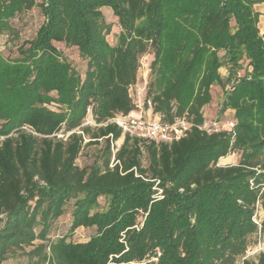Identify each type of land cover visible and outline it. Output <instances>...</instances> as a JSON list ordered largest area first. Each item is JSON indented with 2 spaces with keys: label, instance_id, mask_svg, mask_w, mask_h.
<instances>
[{
  "label": "trees",
  "instance_id": "trees-1",
  "mask_svg": "<svg viewBox=\"0 0 264 264\" xmlns=\"http://www.w3.org/2000/svg\"><path fill=\"white\" fill-rule=\"evenodd\" d=\"M258 3L0 0V35L18 40L13 20L23 12L44 17L16 57L0 52V264H235L245 254L264 199ZM105 7L121 28L114 46ZM59 45L78 50L83 73ZM150 51L146 100L161 122L202 125L218 85L234 129L193 127L156 143L110 123L136 109L131 89ZM89 110L95 126L84 124ZM101 142L97 160L79 167L84 147ZM232 153L237 165H219ZM68 207V234L52 238ZM81 228L93 231L88 240H71Z\"/></svg>",
  "mask_w": 264,
  "mask_h": 264
},
{
  "label": "rangeland",
  "instance_id": "rangeland-1",
  "mask_svg": "<svg viewBox=\"0 0 264 264\" xmlns=\"http://www.w3.org/2000/svg\"><path fill=\"white\" fill-rule=\"evenodd\" d=\"M259 4V3H258ZM255 5V10L260 13V22L259 27L262 28L264 21L261 18V15H264L260 10L264 9L263 6ZM103 10L105 21L112 25L110 34L107 36L108 42L114 46L117 44L118 36L121 31L118 19L114 16L111 8L105 7ZM110 9V10H109ZM44 17L41 14L39 8H34L30 11L23 12L13 20V25L16 31L19 33V39H11L7 35H0V52L5 57H16L17 56V46L22 43L24 40L32 39L36 35L39 27L42 25ZM263 32V30H261ZM60 51L64 56L82 73L86 69V62L80 57V54L76 48L66 47L64 45H59ZM145 66L142 67L139 78L136 86L132 91V97L134 102L138 101L137 89L142 88L144 85V75L149 77L150 74V64L153 60V55L151 51L144 55L141 59ZM247 67V62L244 63V69ZM220 73L223 77H227L228 71L227 68H222ZM240 74L243 75L244 71H240ZM212 101L203 108V115L207 122L219 118L223 121L233 119V111L227 110L226 112L221 111V105L224 100V94L222 89L215 85L212 87ZM147 109V105H146ZM153 114L149 113V118H153ZM85 125L95 126V121L92 117V114L89 110L87 118L84 121ZM123 142L119 140L116 145H121ZM102 147V142L100 145H91L85 146L82 150L77 164L79 167L83 168L86 166L92 165L97 160V155H99ZM240 155H229L226 159L220 160L219 165L228 166V165H237L239 163ZM146 162V161H145ZM101 203H104V199L100 200ZM254 223L257 225L258 230L248 238V246L245 254L239 257L235 264H243V261L247 259L250 261V264H260L259 257L264 253V199H261L257 206L256 212L253 219ZM71 225V207H68L66 213L58 220L55 224L52 231L51 237L57 238L64 235H67ZM93 231L89 229H78L71 240L75 242H84L92 235ZM19 261H24L23 259H11L5 262L4 264H17ZM24 264V263H23Z\"/></svg>",
  "mask_w": 264,
  "mask_h": 264
},
{
  "label": "built area",
  "instance_id": "built-area-1",
  "mask_svg": "<svg viewBox=\"0 0 264 264\" xmlns=\"http://www.w3.org/2000/svg\"><path fill=\"white\" fill-rule=\"evenodd\" d=\"M145 66L141 60V67ZM148 77L144 75V85L137 89L138 101L135 102L136 109L129 114H120L112 118L109 122L118 126L123 134H129L134 137L147 139L156 143H171L185 137L193 127L208 133L219 132L222 130L232 131L235 127L234 120L223 121L219 118L209 122L205 121L202 125H195L185 118L178 119L172 124H166L160 121L159 116L152 112V104L146 100ZM132 87L131 91H133ZM146 105L148 106L146 109ZM153 118H149V113ZM236 155V153H233Z\"/></svg>",
  "mask_w": 264,
  "mask_h": 264
},
{
  "label": "crops",
  "instance_id": "crops-1",
  "mask_svg": "<svg viewBox=\"0 0 264 264\" xmlns=\"http://www.w3.org/2000/svg\"><path fill=\"white\" fill-rule=\"evenodd\" d=\"M258 6H263V7H264V3L258 4ZM260 12H261L262 14H264V9L260 10ZM261 18H262L263 21H264V15H261ZM226 158H227V157H226ZM226 158H222L221 161L224 160V159H226Z\"/></svg>",
  "mask_w": 264,
  "mask_h": 264
}]
</instances>
